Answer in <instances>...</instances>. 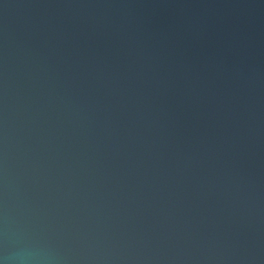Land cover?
Listing matches in <instances>:
<instances>
[{
    "label": "water",
    "instance_id": "obj_1",
    "mask_svg": "<svg viewBox=\"0 0 264 264\" xmlns=\"http://www.w3.org/2000/svg\"><path fill=\"white\" fill-rule=\"evenodd\" d=\"M0 264H264V0H0Z\"/></svg>",
    "mask_w": 264,
    "mask_h": 264
}]
</instances>
